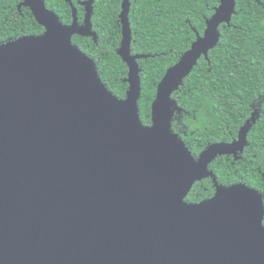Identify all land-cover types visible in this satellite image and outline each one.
<instances>
[{
	"label": "water",
	"instance_id": "water-1",
	"mask_svg": "<svg viewBox=\"0 0 264 264\" xmlns=\"http://www.w3.org/2000/svg\"><path fill=\"white\" fill-rule=\"evenodd\" d=\"M64 25L43 0H22L44 29L0 45V264H264V204L256 189L214 182L215 194L185 201L231 143L195 159L171 130L172 94L219 39L235 0H220L190 49L157 86L151 125L139 118L140 78L130 54L128 0L117 54L128 67L126 98L110 93L72 37L96 38L92 0L83 23L69 2Z\"/></svg>",
	"mask_w": 264,
	"mask_h": 264
},
{
	"label": "trees",
	"instance_id": "trees-1",
	"mask_svg": "<svg viewBox=\"0 0 264 264\" xmlns=\"http://www.w3.org/2000/svg\"><path fill=\"white\" fill-rule=\"evenodd\" d=\"M22 0H0V45L39 36L44 29ZM64 25L72 23L69 2L83 23L87 0H43ZM123 0H92L91 24L96 38L74 35L72 44L92 60L107 90L125 99L128 67L117 54L121 43ZM220 0H128L130 54L137 59L143 125H151V105L166 71L188 51ZM217 44L198 60L172 94L171 130L197 159L214 143H231L248 123L246 145L236 158L216 157L212 177L194 183L185 201L200 203L215 194L214 182L256 189L264 204V0H235L228 23L218 27ZM264 225V219H263Z\"/></svg>",
	"mask_w": 264,
	"mask_h": 264
}]
</instances>
